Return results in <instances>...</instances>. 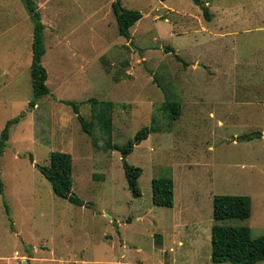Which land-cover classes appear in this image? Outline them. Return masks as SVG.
I'll use <instances>...</instances> for the list:
<instances>
[{
  "label": "rangeland",
  "instance_id": "1",
  "mask_svg": "<svg viewBox=\"0 0 264 264\" xmlns=\"http://www.w3.org/2000/svg\"><path fill=\"white\" fill-rule=\"evenodd\" d=\"M33 1L49 94L27 110L33 23L22 0H0V131L25 111L0 155V264H213L214 194L250 196L248 218L217 223L264 235V0H201L210 21L193 0ZM113 1L142 14L128 40ZM91 98L112 103L109 132ZM166 100L180 103L178 119L162 111ZM66 101L94 120L100 145L158 128L124 159L141 168L140 196L120 151L95 147ZM54 151L70 155V190L83 205L41 173ZM167 176L171 208L151 201V179Z\"/></svg>",
  "mask_w": 264,
  "mask_h": 264
},
{
  "label": "trees",
  "instance_id": "2",
  "mask_svg": "<svg viewBox=\"0 0 264 264\" xmlns=\"http://www.w3.org/2000/svg\"><path fill=\"white\" fill-rule=\"evenodd\" d=\"M164 1V0H161ZM202 11L206 21L211 20V14L207 5L201 0H193ZM24 6L30 14L32 26L31 41V62L29 66V77L32 95L27 103V110L34 108L38 98L49 94L46 85L47 72L42 63L45 54V44L43 30L45 24L42 22L37 4L33 0H22ZM112 10L115 17L118 34L126 40L130 37V27L138 21L142 14L139 10L129 9L120 5L118 1L112 2ZM168 51H173L168 47ZM177 58L180 59L178 55ZM187 65L186 62H184ZM95 113L93 117L97 125L105 133L110 131L111 126V106L109 101H98L95 98L89 99ZM72 106L77 120L84 132L90 137L95 147L105 150L117 149L123 158V172L127 187L133 197L141 195L138 188L137 179L141 174V168L128 164L124 159L132 152L134 144L140 143L147 136L158 131L157 127L144 126L134 135L132 140L123 145H116L108 138L101 145L94 129V120H87L81 116L78 106L72 102H67ZM180 103L174 100H166L162 104V111L169 120H176L180 116ZM25 116V111L19 115L8 119L0 131V155L7 146L9 130ZM31 159V156H30ZM41 173L50 182L55 194L68 200V202L81 206L83 200L70 190L71 157L68 153L61 151L51 152L50 164L40 167ZM2 181L0 180V193L2 192ZM151 201L154 205L171 208L174 202V184L171 177H154L151 179ZM5 211L8 215L9 208L5 203ZM251 213V198L244 194H214L212 198V219L214 223L210 228V260L213 264H255L264 260V235L252 238L250 228L245 225H223L217 223L224 219H245ZM12 226V225H11Z\"/></svg>",
  "mask_w": 264,
  "mask_h": 264
},
{
  "label": "water",
  "instance_id": "3",
  "mask_svg": "<svg viewBox=\"0 0 264 264\" xmlns=\"http://www.w3.org/2000/svg\"><path fill=\"white\" fill-rule=\"evenodd\" d=\"M259 135L261 136V135H262V133H259V132H254V133H252V134H251V136H252V137H253V136H259Z\"/></svg>",
  "mask_w": 264,
  "mask_h": 264
},
{
  "label": "crops",
  "instance_id": "4",
  "mask_svg": "<svg viewBox=\"0 0 264 264\" xmlns=\"http://www.w3.org/2000/svg\"><path fill=\"white\" fill-rule=\"evenodd\" d=\"M225 26L224 25H221V27L220 28H224ZM173 204H174V202H173ZM208 231V230H207ZM198 236V233H196V237ZM198 238V237H197ZM206 238L208 239V237H207V234H206ZM209 239H210V237H209ZM122 263V262H121Z\"/></svg>",
  "mask_w": 264,
  "mask_h": 264
}]
</instances>
